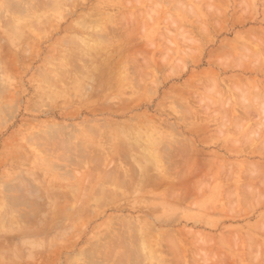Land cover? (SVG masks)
Here are the masks:
<instances>
[{"label": "rangeland", "instance_id": "obj_1", "mask_svg": "<svg viewBox=\"0 0 264 264\" xmlns=\"http://www.w3.org/2000/svg\"><path fill=\"white\" fill-rule=\"evenodd\" d=\"M138 1L0 0V264H264V0Z\"/></svg>", "mask_w": 264, "mask_h": 264}, {"label": "bare ground", "instance_id": "obj_2", "mask_svg": "<svg viewBox=\"0 0 264 264\" xmlns=\"http://www.w3.org/2000/svg\"><path fill=\"white\" fill-rule=\"evenodd\" d=\"M61 1H62V0H61ZM139 1H140V0H139ZM139 1H138V2H139ZM55 2H56V1H55ZM58 2H60V1H58ZM58 2H57V3H58ZM46 3H47V5H48V2H46ZM46 3H45V4H46ZM135 3H136V2H135ZM12 4H13V3H12ZM43 4H44V3H43ZM43 4H42V5H43ZM55 4H56V3H55ZM62 4H63V2H62L60 5H62ZM131 4H132V3H131ZM50 5H51V3H50ZM52 5H53V1H52ZM52 5H51V6H52ZM6 6H7V5H6ZM29 6H30V5H29ZM31 6L33 7V5H31ZM53 6H54V5H53ZM53 6H52V7H53ZM107 6H108V5H107ZM136 6H137V5H136ZM8 7H9V6H8ZM8 7H7V8H8ZM48 7H50V6H48ZM54 7H55V6H54ZM4 8H5V7H4ZM30 8H31V7H30ZM34 8H35V7H34ZM45 8H46V6H45ZM23 9H24V8H23ZM27 9H28V8H27ZM28 10H29V9H28ZM35 10H36V9H35ZM38 10H39V9H38ZM20 12H21V11H20ZM27 12H28V11H27ZM35 12H36V11H35ZM25 13H26V11H25ZM18 14H20V13H18ZM5 15H6V14H5ZM9 15H10V14H9ZM21 15H22V14H21ZM36 15H37V14H36ZM36 15H35V16H36ZM38 15H39V14H38ZM118 15H119V14H118ZM118 15H117V16H118ZM3 16H4V15H3ZM35 16H34V17H35ZM8 17H9V16H8ZM37 17H38V16H37ZM120 17H121V14H120ZM3 18H4V17H3ZM122 18H123V15H122ZM122 18H121V19H122ZM121 19H120V20H121ZM123 19H124V18H123ZM123 19H122V20H123ZM128 19H129V18H128ZM7 21H9V20H7ZM123 22H127V20H126V21H123ZM9 23H10V22H9ZM11 23H12V22H11ZM128 23H129V22H128ZM119 24H121V23H119ZM124 24H125V23H124ZM129 25H130V24H129ZM124 26H125V25H124ZM124 26H122V24H121V27H120V28H122V27H124ZM129 27H130V26H129ZM116 29L121 30V29H119V28H116ZM13 30H14V29H13ZM111 31H113V30H111ZM125 31H126V30H125ZM110 33H111V32H109L108 35L111 36L112 33H111V34H110ZM114 33H115V31L113 32V34H114ZM118 34H119V33H118ZM104 35H106V34H104ZM119 35H120V34H119ZM123 35H124V34H123ZM125 36H126V35H125ZM111 37H112V36H111ZM118 37L120 38V36H118ZM121 38H122V37H121ZM121 38H120V39H121ZM124 38H125V37H124ZM124 38H123V39H124ZM117 42H118V41H117ZM257 42H258V40H257ZM125 43H126V42H125ZM261 43H262V42H261ZM149 44H150V43H149ZM149 44H148V45H149ZM151 44H152V43H151ZM146 46H147V45H146ZM146 46H145V47H146ZM262 46H263V44H262ZM110 48H111V47H110ZM146 48H148V47H146ZM237 50H238V49H237ZM239 50H240V49H239ZM244 50H245V49H244ZM262 50L264 51V49H262ZM247 51H248V50H247ZM244 52H246V51H244ZM102 53H103V52H102ZM248 53H249V51H248ZM86 54H87V53H86ZM235 54H237V53H235ZM246 54H247V52H246ZM263 54H264V52H263ZM105 55H106V54H105ZM252 55H253V54H252ZM257 55H258V54H255V56L253 55L252 58H255V59H256V58H260V56L257 57ZM230 56H231V55H230ZM249 56H251V55H249ZM249 56H247V57H249ZM261 56H262V55H261ZM242 58H243V57H242ZM252 58H251V59H252ZM244 59H246V58H244ZM260 59H261V58H260ZM83 60H84V59H83ZM117 60H118V59H117ZM233 60H234V59H233ZM242 60H243V59H242ZM113 61H114V60H113ZM121 61H122V60H121ZM237 61H238V62H236V63H238L237 65H239V60L237 59ZM240 61H241V60H240ZM245 61H247V60H245ZM256 61H258V59H257ZM115 62H116V61H115ZM233 62H235V61H233ZM113 63H114V62H113ZM147 63H148V62H147ZM244 63H245V62H244ZM132 64H133V63H132ZM117 65H118V64H117ZM148 65H149V63H148ZM148 65H146V66H148ZM235 65H236V64H235ZM248 65L251 66V64H248ZM255 65H256V64H255ZM255 65H254V66H255ZM257 65H258V64H257ZM250 66H249V67H250ZM113 67H114V66H113ZM118 67H119V66H118ZM120 67H121V66H120ZM128 67H130V66H128ZM136 67H137V66H136ZM226 67H227V66H226ZM235 67H236V66H235ZM240 67H241V66H240ZM233 68H234V67H233ZM254 68H255V67H254ZM108 69H109V68H108ZM110 69H111V68H110ZM146 69H148V67H147ZM261 69H262V68H261ZM127 70H128V69H127ZM255 71H256V70H255ZM110 72H111V71H110ZM201 78H202V77H201ZM209 79H210V78H209ZM192 80H193V79H192ZM213 80H215V79H213ZM196 81H198V80H196ZM196 81H195V82H196ZM224 81H225V80H224ZM225 82H226V81H225ZM229 82H231V81H229ZM202 83H203V82H202ZM202 83H201V84H202ZM212 83H213V81H211V84H212ZM194 85H195V84H194ZM212 85H213V86H210V85H209L210 88H211V87L215 88V87H214L215 84H212ZM226 85H227V84H226ZM228 85H229V83H228ZM233 86H234V85H233ZM233 86H231V87L234 89ZM228 89H229V88H228ZM223 91H224V90H223ZM219 94H220V93H219ZM214 96H216V100H217V95H214ZM223 96H225L224 93H223ZM219 98H220V96H219ZM219 98H218V101H219ZM225 98H226V97H225ZM201 100L205 101L204 99H201ZM224 100H225V99H224ZM191 101H192V100H191ZM209 101H210V100H209ZM220 101H221V100H220ZM220 101H219V102H220ZM194 102H195V101H194ZM197 102L199 103L200 101L198 100ZM206 102H208V101L206 100ZM189 103H190V102H188V104H189ZM215 103H216V101H215ZM227 103H229V101H227ZM227 103H226V104H227ZM194 104H195V103H194ZM207 104H208V103H207ZM226 104H225V102H224V105H226ZM190 105H191V104H190ZM212 105H213V102H212V104H209V106H212ZM215 105H216V104H215ZM215 105H213V106L215 107ZM238 106H239V105H238ZM217 107H221V106L219 105V106H217ZM194 108H195V107H194ZM207 108H208V107H207ZM209 108H210V107H209ZM209 108H208V109H209ZM225 108H226V107H225ZM246 108H247V106H246ZM214 109H215V108H214ZM220 109H221V108H220ZM240 109H241V108H240ZM195 110H196V109H195ZM222 110H223V109H222ZM249 110L251 111L252 109L250 108ZM237 111H238V110H237ZM185 112H188V111L185 109ZM196 112H197V111H196ZM246 112H247V111H246ZM220 113H221V110H220ZM227 113H228V112H227ZM225 114H226V112L224 113V115H225ZM247 114H249V113H247ZM192 115H195V114H192ZM188 116H189V115H188ZM195 116H196V115H195ZM226 116L228 117L227 114H226ZM229 116H230V113H229ZM241 116H242V115H241ZM243 116H244V115H243ZM190 117H191V116H190ZM232 117H233V116H232ZM197 118H198V116H197ZM201 118H202V117H200V120H201ZM230 118H231V116H230ZM153 119H154V118H153ZM194 119H195V118H194ZM216 119H217V118H216ZM197 120H198V119H197ZM200 120H199V121H200ZM195 121H196V119H195ZM214 121H216V120H214ZM158 124H159V123L157 122V125H158ZM181 139H182V138H181ZM185 140H187V139H185ZM177 141H179V140H177ZM182 142H184V141H182ZM185 142L187 143L188 141H185ZM182 145H183V144H182ZM187 145H188V144H187ZM173 146H174V145H173ZM178 146H180V145H178ZM163 147H164V146H163ZM172 148H173V147H172ZM177 148H179V147H177ZM243 148H244V147H243ZM160 150H161V149H160ZM163 151H165V149H164ZM171 151H172V150H171ZM244 151H246V150H244ZM251 151H253V150H251ZM251 151H250V152H251ZM107 152L109 153V151H107ZM166 152H167V151H166ZM106 154H107V153H106ZM164 154H165V153H164ZM186 154H187V153H186ZM191 154H193V153H191ZM165 155H166V154H165ZM87 157H88V156H87ZM104 157H105V156H104ZM190 157H191V155H190ZM84 158H85V157H84ZM98 158H99V157H98ZM170 158H171V157H170ZM191 158H192V157H191ZM189 159H190V158H189ZM98 160H99V159H97V160H95V161L97 162ZM84 161H85V160H84ZM99 161H100V160H99ZM186 161H187V159H186ZM188 161H189V160H188ZM77 162H78V160H77ZM79 162H80V161H79ZM81 162H82V161H81ZM81 162H80V163H81ZM172 162H173V161H172ZM174 162H175V161H174ZM215 162H216V161H215ZM217 162H218V161H217ZM217 162H216V164H218ZM83 163H84V165L86 164L85 162H82V165H83ZM93 163H95V162H93ZM226 163H227V162H226ZM96 164H98V163H96ZM77 165H78V163H77ZM165 165L167 166V164H165ZM168 165H169V164H168ZM227 165H228V164H227ZM93 166H95V165H93ZM93 166H92V167H93ZM220 166H221V165H220ZM95 167H97V166H95ZM167 167H168V166H167ZM217 167H218V166H217ZM93 169H94V168H93ZM195 169H196V168H195ZM258 169H259V168H258ZM112 170H113V169H112ZM118 170H119V169H118ZM122 170H123V169H122ZM167 170H168V168H167ZM189 170H190V168H189ZM189 170H188V171H189ZM193 170H194V169H193ZM193 170H190V171H193ZM226 170H227V169H226ZM108 171H110V170H108ZM120 171H121V170H120ZM123 171H124V170H123ZM163 171H164V170H163ZM198 171H199V170H198ZM220 171H221V170H220ZM115 172H116V171H115ZM164 172H166V171H164ZM182 172H184V171H182ZM182 172H181V173H182ZM185 172H187V170H186ZM210 172H211V171H210ZM256 172H257V171H256ZM112 173H113V172H112ZM181 173H180V174H181ZM192 173H193V172H192ZM221 173H223V172H221ZM257 173H258V172H257ZM182 174H183V173H182ZM218 174H219V173H218ZM262 174H263V173H262ZM262 174H261V175H262ZM110 175H111V174H110ZM123 175H124V174H123ZM209 175H210V174H209ZM225 175H226V174H225ZM225 175H224V176H225ZM249 175H250V174H248V176H249ZM107 176H108V175H107ZM117 176H119V175H117ZM226 176H227V175H226ZM228 176H229V175H228ZM245 176H246V175H245ZM105 177H106V176H105ZM108 177H109V176H108ZM108 177H107V178H108ZM219 177H221V176H219ZM243 177H244V176H243ZM252 177H253V176H252ZM208 178H211V177H208ZM228 178H229V177H228ZM244 178H245V177H244ZM253 178H254V177H253ZM258 178H259V177H258ZM263 178H264V177H263ZM180 179H181V178H180ZM201 179H203V178L201 177ZM245 179H246V178H245ZM261 179H262V178H261ZM209 180H210V179H209ZM219 180H220V179H219ZM111 181H112V180H111ZM202 181H203V180H202ZM202 181H201V182H202ZM207 181H208V179H207ZM259 181H261V180H259ZM259 181H258V182H259ZM262 181H263V180H262ZM205 182H206V181H205ZM263 182H264V181H263ZM256 183H257V182H256ZM261 183H262V182H261ZM258 184H259V183H258ZM73 188H74V187H73ZM73 188H72V189H73ZM256 188H257V187H256ZM197 190H198V189H197ZM257 190H258V189H257ZM182 191H183V190H182ZM182 191H181V192H182ZM195 191H196V190H195ZM255 191H256V189H255ZM197 193H198V192H197ZM215 207H216V205H215ZM215 207H214V209H215ZM216 208H217V207H216ZM210 210H212V209H210ZM124 233H125V232H124ZM134 233H135V232H134ZM167 233H168V232H167ZM187 233H188V232H187ZM166 235H167V234H166ZM156 236H157V235H156ZM164 236H165V235H164ZM123 237H124V236H123ZM137 237H139V236H137ZM161 237H162V235H161ZM165 237H166V236H165ZM167 237H168V236H167ZM171 237H172V235H171ZM127 239H128V238H127ZM162 239H164V237H163ZM128 240H129V239H128ZM134 240H135V239H134ZM134 240H133V241H134ZM121 241H122V240H121ZM166 241H167V238H166ZM115 242H116V241H115ZM164 242H165V240H164ZM173 242H174V239H173V241H172L171 244H173ZM113 243H114V242H113ZM124 243H125V241H124ZM134 243L136 244V241H135ZM167 243L169 244V242H167ZM120 245H121V244H120ZM122 245H125V244H122ZM126 245H128V244H126ZM156 245H157V244H156ZM164 245H165V243H164ZM174 245H175V244H174ZM108 246H109V245H108ZM134 246L136 247V245H134ZM162 246H163V245H162ZM170 246H171V245H169V247H170ZM122 247H123V246H122ZM130 247H131V246H129V248H130ZM169 247H168V248H169ZM174 247H175V246H174ZM174 247H173V248H174ZM175 248H176V247H175ZM131 249H132V248H131ZM131 249H129V250H131ZM134 249H135V248H134ZM163 249H165V248L163 247ZM123 250H124V249H123ZM123 250H122V251H123ZM176 250H178V248H177ZM102 251H103V250H102ZM111 251L113 252V250H111ZM120 251H121V250H120ZM131 251H132V250H131ZM173 251H174V250H173ZM173 251H172V252H173ZM108 252H109V251H108ZM148 252H149V251H148ZM104 253H105V252H104ZM121 253H122V252H121ZM160 253H161V252H160ZM107 254H108V253H107ZM107 254H106V257H108V255H110L111 252H110V254H108V255H107ZM123 254H124V253H123ZM145 254H146V253H145ZM120 255L122 256V254H120ZM175 255H176V254H175ZM102 256H103V255H102ZM104 256H105V255H104ZM110 256L112 257V254H111ZM110 256H109V257H110ZM143 256H144V255H143ZM153 256H154V255H153ZM118 257H119V256H118ZM123 257H125V256H123ZM148 257H149V256H148ZM186 257H187V255H186ZM120 258H121V257H120ZM120 258H119V260H121ZM152 258H154V257H152ZM176 259H178V257H177ZM105 260H106V259H105ZM109 260H110V259H109ZM114 260H115V259H114ZM117 260H118V259H117ZM182 260H183V259H182ZM115 261H116V260H115ZM165 261H166V260H165ZM178 261H179V260H178ZM219 261H220V260H219ZM219 261H218V263H216V264H219ZM234 261H235V260H234ZM116 262H117V261H116ZM120 262H121V261H120ZM120 262L118 261L116 264H118V263H120ZM180 262H181V261H180ZM235 262H237V261H235ZM113 263H115V262H113ZM233 263H234V262H233ZM178 264H179V263H178ZM235 264H236V263H235ZM237 264H238V263H237Z\"/></svg>", "mask_w": 264, "mask_h": 264}]
</instances>
